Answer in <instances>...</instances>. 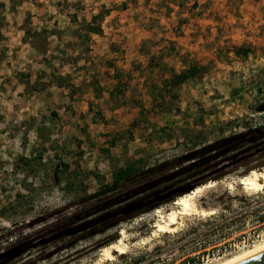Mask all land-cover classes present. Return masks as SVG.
<instances>
[{
	"label": "rangeland",
	"instance_id": "rangeland-1",
	"mask_svg": "<svg viewBox=\"0 0 264 264\" xmlns=\"http://www.w3.org/2000/svg\"><path fill=\"white\" fill-rule=\"evenodd\" d=\"M262 102L264 0H0V255L21 251L0 264H218L263 243V189L238 179L264 168V140L212 162L197 187L212 186L168 232L155 224L185 194L38 244L82 223L65 226L83 198L117 190L118 168L245 134ZM113 238L123 252L105 258L96 246Z\"/></svg>",
	"mask_w": 264,
	"mask_h": 264
},
{
	"label": "trees",
	"instance_id": "trees-1",
	"mask_svg": "<svg viewBox=\"0 0 264 264\" xmlns=\"http://www.w3.org/2000/svg\"><path fill=\"white\" fill-rule=\"evenodd\" d=\"M198 72V67L192 66L179 73H172L169 79L164 80V83L176 87L185 80L196 77ZM230 139L228 144L212 153L203 156L196 155L192 160L185 159L183 155L170 162H166L165 166L159 171L155 169H152L151 172L140 170L138 168L139 162L136 161L118 168L112 173L113 182L117 184V190L110 195L97 198L93 202L84 204L80 210H76L68 216L65 226L85 222L100 215L113 212L136 200L142 199L146 201L154 196L163 195L182 185L190 184L196 187L201 185L202 182L200 181L203 179L202 177L211 170L210 164L230 155H232L231 158L234 159V155H236L240 149V144L250 146V150L261 151L264 140V125L251 129L238 137H231ZM221 170L222 169H220V171ZM218 173L219 172H215L213 175H217ZM174 197L175 195L164 201H168ZM259 198H264V187ZM159 203L161 202H155L152 205ZM133 215L134 214L126 216L118 215L114 218L105 219L102 223L92 227L91 230L95 231L97 228L105 227L102 231H106L112 224ZM258 221L263 222V217L259 218ZM100 233L103 232H95L86 235L84 239L94 237L96 234ZM73 237L75 238L76 235ZM115 239L116 238H113L99 243L96 248H106L110 246ZM189 261H192V259H189Z\"/></svg>",
	"mask_w": 264,
	"mask_h": 264
},
{
	"label": "water",
	"instance_id": "water-1",
	"mask_svg": "<svg viewBox=\"0 0 264 264\" xmlns=\"http://www.w3.org/2000/svg\"><path fill=\"white\" fill-rule=\"evenodd\" d=\"M256 111L260 112V113L264 112V102H262L259 106L256 107ZM230 140H231L230 138H226V139L217 141L213 144H210L208 146L202 147L200 149L193 150V151L185 154L184 158L188 159V160H192L196 155L203 156V155L209 154V153L214 152L217 149L225 146L226 144H228L230 142ZM164 166L165 165H159L155 169L159 171ZM225 167L226 166H223L221 169H223ZM151 171L152 170H150V172ZM195 188H196L195 185L186 184V185H182L180 187H177V188H175V189H173V190H171V191H169L163 195L154 196L153 198L148 199L146 201L142 200V199L133 201L129 204H126L123 207L116 209L113 212L100 215L98 217L92 218L90 220L82 222V223L75 225L73 227H67V228L59 231L58 233H55V234H53L47 238H44L38 244L39 245H47L51 242L63 239L65 237L77 235L79 233H82V232L102 223L105 219L114 218L118 215H123V216L130 215L132 213H135L137 211H140L142 209H145V208L151 206L155 202H162V201H164V200L168 199L169 197L176 195V194L189 193ZM115 190H116V185L108 186L104 189H101L97 192H94V193L86 196L85 198L82 199V202L86 203V202L95 200V199L100 198L104 195H107V194H109ZM20 255H21V251L19 250V248H15L11 251H8L6 253L1 254L0 258H4V262H8V261H13L14 259L18 258ZM228 264H264V247L259 249V250H256L255 252H253L249 255H246L240 259H237L233 262H230Z\"/></svg>",
	"mask_w": 264,
	"mask_h": 264
},
{
	"label": "bare ground",
	"instance_id": "bare-ground-1",
	"mask_svg": "<svg viewBox=\"0 0 264 264\" xmlns=\"http://www.w3.org/2000/svg\"><path fill=\"white\" fill-rule=\"evenodd\" d=\"M263 181H264V168L260 172L251 171L248 173V175L241 177L238 179V183L242 186L243 191H260L263 189ZM212 184H206L203 186L196 187L193 189L190 193H186L185 195H182L178 197L174 201V205L177 207L176 210L170 211L165 219H161L155 224L156 232H168L173 229V227L178 223L177 219L180 216L189 214L191 212L196 211V207L193 202V198L197 196V194L202 191L204 188L211 187ZM201 213V212H200ZM177 222V223H176ZM264 247V242L261 244H258L256 246H253L250 249L245 250L244 252L237 254L235 256H232L225 261H222L218 264H228L230 262H233L237 259H240L246 255H249L256 250H259ZM114 250L118 253H122L123 246L121 245V239L117 241V243L110 245L109 247L102 249V255L106 258L111 257L110 251Z\"/></svg>",
	"mask_w": 264,
	"mask_h": 264
}]
</instances>
